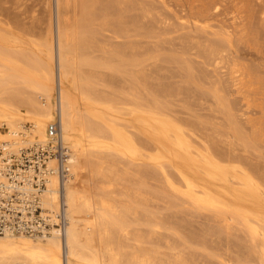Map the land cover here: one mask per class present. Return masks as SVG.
Masks as SVG:
<instances>
[{"label":"bare ground","instance_id":"bare-ground-1","mask_svg":"<svg viewBox=\"0 0 264 264\" xmlns=\"http://www.w3.org/2000/svg\"><path fill=\"white\" fill-rule=\"evenodd\" d=\"M55 3V42L50 0L43 33L0 5V142L59 119L66 225L0 235V264H264V0ZM160 65L178 80L151 81ZM181 98L209 118L175 116ZM41 203L57 211L55 176Z\"/></svg>","mask_w":264,"mask_h":264},{"label":"built area","instance_id":"built-area-1","mask_svg":"<svg viewBox=\"0 0 264 264\" xmlns=\"http://www.w3.org/2000/svg\"><path fill=\"white\" fill-rule=\"evenodd\" d=\"M46 133V141L34 140L16 151L0 142V235L61 233L65 228L63 184L69 175L71 152L63 142L57 117L47 124ZM51 176L57 178L58 208L54 213L41 203Z\"/></svg>","mask_w":264,"mask_h":264},{"label":"rangeland","instance_id":"rangeland-1","mask_svg":"<svg viewBox=\"0 0 264 264\" xmlns=\"http://www.w3.org/2000/svg\"><path fill=\"white\" fill-rule=\"evenodd\" d=\"M5 1V0H4ZM4 1L3 0H0V5L2 6L3 4H4ZM7 2L9 3V4H20L21 6H20V8H19V13H20V15H21V18H22V20H24V18L26 19V18H28V19H26V23H27V21L28 20H30V17L32 16V15H35V16H40V15H43L45 12H44V4H45V0H7ZM4 5H6V4H4ZM3 5V6H4ZM56 3H55V0H50V6H49V12H50V16H51V31H50V37H51V39H52V41L53 42H55V35H54V33H55V23H56ZM21 10V11H20ZM24 10L26 11V12H24ZM23 12V13H22ZM35 13V14H33V13ZM43 12V13H42ZM31 13H32V15H31ZM24 14V15H23ZM29 14L31 15V16H29ZM29 17H28V16ZM25 16V17H24ZM31 19H32V17H31ZM33 21V22H32ZM34 21H36V20H31V22L32 23H30V21H28V25H29V23L32 25L33 23H35ZM26 24V25H27ZM46 25H47V20L46 19H42V21H40L39 23H37V21H36V25H32V27H34V28H32V29H34V31L35 32H38L39 33V30L38 29H40L41 31L43 30L44 32L46 31ZM38 26V27H37ZM36 28V29H35ZM45 29V30H44ZM38 30V31H37ZM43 31L41 32V33H43ZM54 35V36H53ZM103 35V34H102ZM105 36V35H104ZM103 36V37H104ZM102 36L100 35V38H101ZM102 37V38H103ZM106 38V37H105ZM104 39V38H103ZM143 45H146V46H149V45H147V44H144L143 43ZM150 47V46H149ZM162 65H160L159 67H157V68H159L158 70H155V71H152V72H148V73H150V74H148V76H151L152 78V80L151 81H153V82H158V81H162V82H164V83H175L177 80H178V77H176V76H173V77H171V76H169L171 73H167V70H163L164 69V67H161ZM151 68V67H150ZM149 68V69H150ZM161 68H163V69H161ZM161 69V70H160ZM106 73V74H105ZM156 76H155V75ZM98 75H100V78H102V79H104V80H107L111 85H113V86H120V85H122L121 84V82L122 83H124V80H122L119 76H114V75H112L111 76V74L110 73H107V72H102V73H100V74H98ZM109 77V78H108ZM175 77V78H174ZM170 80H169V79ZM171 78H173V79H171ZM111 80V81H110ZM113 82V83H112ZM115 87V88H116ZM180 98V97H179ZM178 98V99H179ZM178 99H173V102H172V100L170 101L171 102V104L169 103V107H170V109H171V111L173 112V114L175 115V116H178V117H181V118H183L184 120H187V119H189V121H191V119L193 120L194 118H193V116H190V115H192V114H197L198 112V115H203V117H204V115H206V117L207 118H209V114H210V110L207 108V106L209 107V105L208 104H210V103H208L209 101H205L207 104H201V103H199L198 101H200V102H203L204 103V101H202V100H198L197 101V99L195 100V99H192L193 100V102L192 103H190L192 100L191 99H188V98H184V101L182 100V98L178 101ZM191 100V101H190ZM183 102V104H185V105H191L190 106V113L191 114H189V112H188V108H186V107H184L183 105H182V102ZM188 101V102H187ZM190 101V102H189ZM180 102V103H179ZM189 103V104H188ZM172 105H173V107H172ZM181 105V106H180ZM199 107V108H198ZM176 109V110H175ZM202 109V110H201ZM177 110H178V112H177ZM193 110V111H192ZM176 111V112H175ZM179 111L181 112V113H179ZM198 111V112H197ZM209 111V112H208ZM194 112V113H193ZM201 112V113H200ZM176 113H178V114H176ZM183 113V114H182ZM203 113V114H202ZM180 115V116H179ZM181 115H183V116H181ZM189 115V116H188ZM186 116H188V117H186ZM185 117V118H184ZM206 117H204V118H206ZM187 118V119H186ZM132 121V120H131ZM25 123H27V122H25ZM29 123V122H28ZM133 124L140 130L141 129V126L138 124V123H136L135 121L133 122ZM137 124V125H136ZM140 127H139V126ZM27 126H29V125H27ZM194 126L196 127V124H194ZM194 127V128H195ZM6 130V127H5V125H0V131L1 132H4ZM142 130V129H141ZM196 130L200 133L201 131H199V129H198V126L196 127ZM193 225L195 226V225H197V223L195 222V224L193 223Z\"/></svg>","mask_w":264,"mask_h":264}]
</instances>
